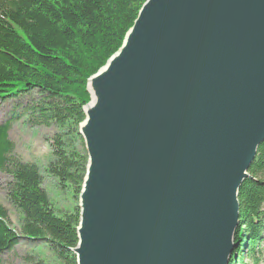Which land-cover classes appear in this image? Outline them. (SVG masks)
I'll return each instance as SVG.
<instances>
[{
  "label": "water",
  "instance_id": "95a60500",
  "mask_svg": "<svg viewBox=\"0 0 264 264\" xmlns=\"http://www.w3.org/2000/svg\"><path fill=\"white\" fill-rule=\"evenodd\" d=\"M86 92L76 264H228L264 140V0H146Z\"/></svg>",
  "mask_w": 264,
  "mask_h": 264
},
{
  "label": "trees",
  "instance_id": "16d2710c",
  "mask_svg": "<svg viewBox=\"0 0 264 264\" xmlns=\"http://www.w3.org/2000/svg\"><path fill=\"white\" fill-rule=\"evenodd\" d=\"M145 1L0 0V107L13 103L0 123V171L9 177L6 198L21 215L16 232L0 204V264L23 239L42 244L54 264H76L77 198L87 163L78 125L89 101L86 80L121 46ZM18 121L57 129L45 170L70 191L75 204L67 212L52 205L39 168L14 155L9 131ZM248 174L237 195L239 246L228 264H246L245 257L259 264L264 252V140ZM36 260L31 263L47 264Z\"/></svg>",
  "mask_w": 264,
  "mask_h": 264
},
{
  "label": "rangeland",
  "instance_id": "374dc122",
  "mask_svg": "<svg viewBox=\"0 0 264 264\" xmlns=\"http://www.w3.org/2000/svg\"><path fill=\"white\" fill-rule=\"evenodd\" d=\"M13 103L6 102L0 107V123L3 122ZM57 129L53 126H28L25 122L18 121L12 124L9 131V139L14 145V155L24 162L34 163L40 170L43 187L47 191L52 205L61 213L67 212L75 201L71 193L67 189H60L56 181L47 174L45 168L51 158L50 143ZM9 177L0 171V204L5 208L7 213V223L16 232L20 231L21 215L6 198V183ZM78 205V198H77ZM263 244L260 248H263ZM246 252V248L243 249ZM264 252L257 258L259 264H264ZM41 258L47 264H54L51 254L42 247L40 243H30L26 240H21L20 243L11 252L5 253L2 256V264H32V261ZM246 264L251 261L245 257ZM34 264V263H33Z\"/></svg>",
  "mask_w": 264,
  "mask_h": 264
}]
</instances>
